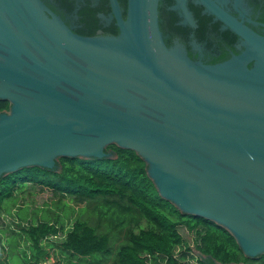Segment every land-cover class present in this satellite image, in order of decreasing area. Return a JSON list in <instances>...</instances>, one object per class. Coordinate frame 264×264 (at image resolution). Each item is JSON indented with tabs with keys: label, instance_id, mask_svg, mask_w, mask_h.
Wrapping results in <instances>:
<instances>
[{
	"label": "water",
	"instance_id": "1",
	"mask_svg": "<svg viewBox=\"0 0 264 264\" xmlns=\"http://www.w3.org/2000/svg\"><path fill=\"white\" fill-rule=\"evenodd\" d=\"M0 98V175L115 143L264 252V0H0Z\"/></svg>",
	"mask_w": 264,
	"mask_h": 264
},
{
	"label": "trees",
	"instance_id": "2",
	"mask_svg": "<svg viewBox=\"0 0 264 264\" xmlns=\"http://www.w3.org/2000/svg\"><path fill=\"white\" fill-rule=\"evenodd\" d=\"M9 102L0 98V110ZM113 156H59L58 167L26 165L0 175V206L18 184L34 182L86 201L99 217L108 216L112 228L123 231V241L114 250L110 264H193L192 247L177 229L183 224L192 233L193 248L220 262L246 261L264 264V252L244 255L231 233L222 225L199 215L183 213L161 197L148 177L144 160L137 152L115 143L106 144ZM91 210V209H90ZM92 212V211H91ZM144 219L149 225L134 231L133 222ZM61 218L28 220L21 230L29 241L27 264H39L47 256L40 239L63 228ZM176 252L174 247L182 245ZM71 256H92L110 251L106 231H99L85 218L75 217L59 242ZM32 259V260H30ZM197 260L200 261V258ZM253 262V263H252Z\"/></svg>",
	"mask_w": 264,
	"mask_h": 264
},
{
	"label": "rangeland",
	"instance_id": "3",
	"mask_svg": "<svg viewBox=\"0 0 264 264\" xmlns=\"http://www.w3.org/2000/svg\"><path fill=\"white\" fill-rule=\"evenodd\" d=\"M106 147V146H105ZM106 149V148H105ZM91 209V210H90ZM92 211V212H91ZM53 213H57L61 220L57 223H62L63 228L59 229L55 235H48L41 239V243L46 250L47 256L44 258V264H110L114 256L115 247L123 241L124 229L112 228L108 221V216L99 217L97 210H93L85 200L77 201L70 195H60L58 192H53L51 189L41 186L34 182H25L18 184L9 198H4L0 206V233L3 230L7 231L8 235L11 233V240L14 244L15 233L19 229L18 226H24L28 220L39 218H51ZM75 217L85 218L89 223L95 225L99 231H106L109 237L110 251L106 254H94L92 256H71L67 250L60 247L59 242L64 235L65 229L70 225ZM18 224V225H16ZM149 224L141 219L137 223L131 222L128 228L137 231L138 228L147 227ZM178 231L185 240V243L192 247L193 254L205 257L202 253L193 248L192 233L185 225L177 226ZM21 234V231L18 230ZM22 234L18 237L21 238ZM5 246L10 248V245L3 241ZM16 245V246H15ZM13 250L7 254L6 261L11 264H25L29 259L28 256L18 255L22 250L28 249L29 241L25 240L20 243H15ZM182 245L174 247L176 252ZM29 252V250H28ZM1 253V251H0ZM4 252L0 254L2 257ZM194 257V256H193ZM192 261L195 260V257ZM234 264H242L234 263Z\"/></svg>",
	"mask_w": 264,
	"mask_h": 264
},
{
	"label": "flooded vegetation",
	"instance_id": "4",
	"mask_svg": "<svg viewBox=\"0 0 264 264\" xmlns=\"http://www.w3.org/2000/svg\"><path fill=\"white\" fill-rule=\"evenodd\" d=\"M16 225H18V224H16ZM19 227V229L18 230H20L21 231V234H22V236H21V238H19L18 237V235L20 236L21 234L19 233V231L17 230V232H14L15 233V239H14V244H13V242H12V238H11V233L12 232H10V234L8 235V233H7V231H5V230H3V234H5V235H1V233H0V251H1V253L2 252H4L3 253V255H2V257L0 256V264H11V263H8L7 261H6V257H7V254H9L10 255V252L9 251H11V250H13V247H14V245H15V243L17 244V243H22L24 240H25V242H28V239L26 238V236H25V234L23 233V231L21 230V226H18ZM56 233V232H55ZM55 233L54 234H52V235H55ZM42 239V238H41ZM41 239H40V244L42 245V243H41ZM3 241H5V243H7L8 245H10V248H8V247H6L5 246V244H4V242ZM16 246V245H15ZM43 247V246H42ZM44 248V247H43ZM45 249V248H44ZM46 250V249H45ZM46 252H47V250H46ZM0 253V254H1ZM23 253H25L27 256H28V254H29V252H28V249H26L25 251H21L18 255H23ZM203 254V253H202ZM195 255V254H194ZM203 255H205V257L204 258H202L201 256H198V255H195L196 257H195V260L193 261V264H234V263H239V262H241L242 264H250L249 262H246V261H236V262H233V261H228V262H220L219 260H217V259H215L214 257H211L209 254H203ZM23 257H24V255H23ZM29 257V256H28ZM45 258V257H44ZM44 258H42L41 260H40V263L39 264H44L43 263V261H44ZM198 258H200V261L199 260H197ZM193 259H194V257H193ZM30 260H32V259H30ZM253 263V262H252ZM25 264H27V262L25 263Z\"/></svg>",
	"mask_w": 264,
	"mask_h": 264
}]
</instances>
